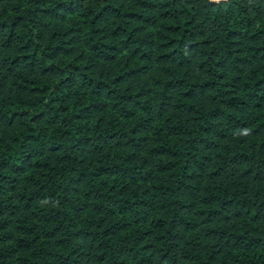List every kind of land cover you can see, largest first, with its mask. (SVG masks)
Returning a JSON list of instances; mask_svg holds the SVG:
<instances>
[{"label": "trees", "instance_id": "trees-1", "mask_svg": "<svg viewBox=\"0 0 264 264\" xmlns=\"http://www.w3.org/2000/svg\"><path fill=\"white\" fill-rule=\"evenodd\" d=\"M0 264H264V0H0Z\"/></svg>", "mask_w": 264, "mask_h": 264}]
</instances>
